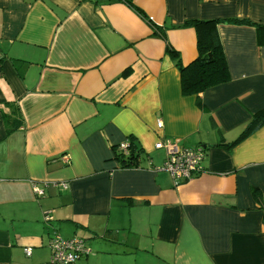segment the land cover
<instances>
[{
    "label": "crops",
    "instance_id": "crops-1",
    "mask_svg": "<svg viewBox=\"0 0 264 264\" xmlns=\"http://www.w3.org/2000/svg\"><path fill=\"white\" fill-rule=\"evenodd\" d=\"M132 1L165 40L122 0H0V264L46 263L54 233L74 264H264V124L233 143L264 111V0ZM191 19L250 23L216 25L229 78L186 95L165 48L196 58ZM165 139L202 171L175 185Z\"/></svg>",
    "mask_w": 264,
    "mask_h": 264
},
{
    "label": "trees",
    "instance_id": "trees-1",
    "mask_svg": "<svg viewBox=\"0 0 264 264\" xmlns=\"http://www.w3.org/2000/svg\"><path fill=\"white\" fill-rule=\"evenodd\" d=\"M122 1L144 19V21L154 29L155 33L159 34L164 40L166 39L164 29L155 26L141 10L133 4L132 0ZM219 22L250 23L247 19H191L185 21L180 27H191L194 29L197 49L196 58L187 65H183L180 62L177 52L166 43V52L172 58L176 59V66L180 73V86L183 94H198L228 80V67L216 31V25ZM261 28L264 27L258 25V29ZM262 124H264V111H260L258 114L254 115L240 137L233 143L251 133ZM127 141L128 147L126 152L120 151L117 147L118 145L114 147L115 159L118 161L120 168L138 167V154L140 150L132 139H127Z\"/></svg>",
    "mask_w": 264,
    "mask_h": 264
},
{
    "label": "built area",
    "instance_id": "built-area-1",
    "mask_svg": "<svg viewBox=\"0 0 264 264\" xmlns=\"http://www.w3.org/2000/svg\"><path fill=\"white\" fill-rule=\"evenodd\" d=\"M120 151L126 152L128 141H122L118 144ZM155 148L165 149V158L162 168L166 170L173 179L175 185L183 183L192 177L198 175L202 171V160L204 152L202 148H185L181 147L170 139L157 141ZM63 162L69 161L66 154L61 156ZM66 185L63 184V188ZM33 191L37 196L43 194V190L34 185ZM50 217L46 216L45 220ZM50 256L44 264H74L76 260L83 254L87 253L88 248L85 246L84 240L73 236L70 238H62L59 234L54 233L49 241ZM31 248H26V254H29Z\"/></svg>",
    "mask_w": 264,
    "mask_h": 264
}]
</instances>
